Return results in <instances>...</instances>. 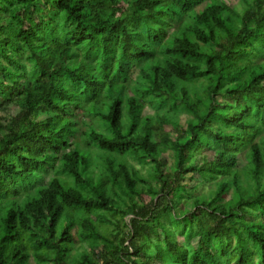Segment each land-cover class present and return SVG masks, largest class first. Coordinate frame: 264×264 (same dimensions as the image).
I'll use <instances>...</instances> for the list:
<instances>
[{
	"label": "trees",
	"instance_id": "obj_1",
	"mask_svg": "<svg viewBox=\"0 0 264 264\" xmlns=\"http://www.w3.org/2000/svg\"><path fill=\"white\" fill-rule=\"evenodd\" d=\"M0 264H264V0H0Z\"/></svg>",
	"mask_w": 264,
	"mask_h": 264
},
{
	"label": "rangeland",
	"instance_id": "obj_2",
	"mask_svg": "<svg viewBox=\"0 0 264 264\" xmlns=\"http://www.w3.org/2000/svg\"><path fill=\"white\" fill-rule=\"evenodd\" d=\"M227 3H229L230 5L235 4L236 2H238L239 0H224ZM136 75V71L132 74V77H135ZM11 108L13 110V113L17 110L16 106L11 105ZM154 110L151 106L147 105L144 113H153ZM185 114H181L179 116L180 122L183 123L184 119H185ZM83 128H85L83 126ZM170 130L172 129V126L168 127ZM79 134V133H78ZM80 135V134H79ZM175 135V132H174ZM172 138H174V136L172 135ZM161 160L163 161V168L166 170H170L173 167V150L171 149H167L161 156H160ZM130 162H132L133 164H135L137 166V168H141L142 173H145L148 166L142 167V165H140L138 162H136L134 159L129 158ZM245 163V156L244 154H242L239 158V162H238V166L240 167L241 165H243ZM54 175V173L52 171H47L44 172L42 174H40V179L38 184H46L50 178ZM186 181V185L187 187L190 189L192 186H195V189L191 191L190 195L191 197L195 196L198 197L199 199H207L209 191L215 187V182L214 181H202V177L199 174H194L192 177H189V175L186 176L185 178ZM232 193V188L227 190V196L230 197ZM185 200L188 199L187 197L184 198ZM197 241V237L194 238L191 242L195 245ZM85 246V245H84ZM80 249H77V251ZM75 250V253L77 252Z\"/></svg>",
	"mask_w": 264,
	"mask_h": 264
}]
</instances>
